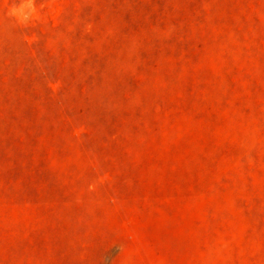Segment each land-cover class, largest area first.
Here are the masks:
<instances>
[{"label": "rangeland", "instance_id": "1", "mask_svg": "<svg viewBox=\"0 0 264 264\" xmlns=\"http://www.w3.org/2000/svg\"><path fill=\"white\" fill-rule=\"evenodd\" d=\"M0 264H264V0H0Z\"/></svg>", "mask_w": 264, "mask_h": 264}]
</instances>
